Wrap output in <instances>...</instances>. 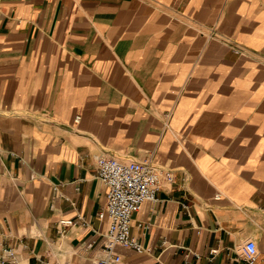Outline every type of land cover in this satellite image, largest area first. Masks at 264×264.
Masks as SVG:
<instances>
[{
	"label": "crops",
	"instance_id": "1",
	"mask_svg": "<svg viewBox=\"0 0 264 264\" xmlns=\"http://www.w3.org/2000/svg\"><path fill=\"white\" fill-rule=\"evenodd\" d=\"M102 154L161 175L122 264H264V0H0V264H95Z\"/></svg>",
	"mask_w": 264,
	"mask_h": 264
},
{
	"label": "built area",
	"instance_id": "2",
	"mask_svg": "<svg viewBox=\"0 0 264 264\" xmlns=\"http://www.w3.org/2000/svg\"><path fill=\"white\" fill-rule=\"evenodd\" d=\"M96 165V176L108 186V193L106 203L98 213L100 218L107 217V228L102 254L95 264H122L119 246L132 248L138 253L150 250L131 235L130 228L133 214L141 209L143 203L156 200L161 175L149 160L122 161L102 154L97 157ZM165 176L168 181L173 180L171 171H167ZM62 223L73 224L74 220H63ZM242 255L249 263L255 262L257 247L253 239L247 240Z\"/></svg>",
	"mask_w": 264,
	"mask_h": 264
}]
</instances>
